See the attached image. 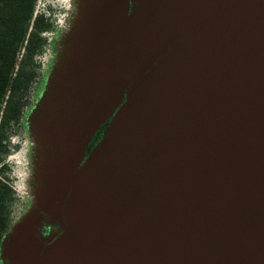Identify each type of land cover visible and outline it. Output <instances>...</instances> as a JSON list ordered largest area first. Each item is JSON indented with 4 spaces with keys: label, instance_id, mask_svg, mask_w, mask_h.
<instances>
[{
    "label": "water",
    "instance_id": "95a60500",
    "mask_svg": "<svg viewBox=\"0 0 264 264\" xmlns=\"http://www.w3.org/2000/svg\"><path fill=\"white\" fill-rule=\"evenodd\" d=\"M105 1L89 71L56 108L75 130L56 195L15 224L2 259L264 264V0Z\"/></svg>",
    "mask_w": 264,
    "mask_h": 264
},
{
    "label": "rangeland",
    "instance_id": "374dc122",
    "mask_svg": "<svg viewBox=\"0 0 264 264\" xmlns=\"http://www.w3.org/2000/svg\"><path fill=\"white\" fill-rule=\"evenodd\" d=\"M129 2L131 11L133 2ZM105 3V0H40L38 4L41 9L50 6L56 30L49 35L50 45L42 57L43 81L36 89L26 128L13 139L19 147L9 157L15 187L32 202L30 212L56 195L51 181L52 166L60 156L58 151L65 150L75 132L68 121L55 125L56 108L61 93L69 88L76 90L75 85L82 82L89 71L88 52L100 34ZM86 53V64H83ZM71 92L73 100L75 94ZM69 106L70 103L66 107ZM50 222L47 219L43 225Z\"/></svg>",
    "mask_w": 264,
    "mask_h": 264
},
{
    "label": "trees",
    "instance_id": "16d2710c",
    "mask_svg": "<svg viewBox=\"0 0 264 264\" xmlns=\"http://www.w3.org/2000/svg\"><path fill=\"white\" fill-rule=\"evenodd\" d=\"M40 0H0V264L6 235L32 206L14 185L9 157L15 136L26 128L36 89L43 81L42 57L56 30L50 6ZM109 120L91 138L87 154L102 139Z\"/></svg>",
    "mask_w": 264,
    "mask_h": 264
},
{
    "label": "flooded vegetation",
    "instance_id": "af4514ba",
    "mask_svg": "<svg viewBox=\"0 0 264 264\" xmlns=\"http://www.w3.org/2000/svg\"><path fill=\"white\" fill-rule=\"evenodd\" d=\"M98 130V129H97ZM96 130V132H97ZM95 132V133H96ZM95 135V134H94ZM93 135V136H94ZM93 138V137H92ZM88 147V146H87ZM85 156H87V148H86V154ZM60 231V226L56 223H45L42 228H41V233L43 236H48L51 233H55V232H59Z\"/></svg>",
    "mask_w": 264,
    "mask_h": 264
}]
</instances>
